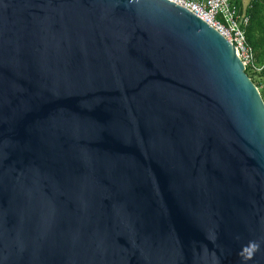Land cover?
Instances as JSON below:
<instances>
[{
  "label": "water",
  "instance_id": "95a60500",
  "mask_svg": "<svg viewBox=\"0 0 264 264\" xmlns=\"http://www.w3.org/2000/svg\"><path fill=\"white\" fill-rule=\"evenodd\" d=\"M0 264H264V99L170 0H0Z\"/></svg>",
  "mask_w": 264,
  "mask_h": 264
},
{
  "label": "built area",
  "instance_id": "2783aa9c",
  "mask_svg": "<svg viewBox=\"0 0 264 264\" xmlns=\"http://www.w3.org/2000/svg\"><path fill=\"white\" fill-rule=\"evenodd\" d=\"M175 2L218 30L226 39L235 45L238 56L246 69L262 71L264 64L255 58V52L246 35L249 16L241 12L232 0H170Z\"/></svg>",
  "mask_w": 264,
  "mask_h": 264
},
{
  "label": "trees",
  "instance_id": "16d2710c",
  "mask_svg": "<svg viewBox=\"0 0 264 264\" xmlns=\"http://www.w3.org/2000/svg\"><path fill=\"white\" fill-rule=\"evenodd\" d=\"M246 14L249 16L245 28L247 39L254 49L257 61L264 64V0H252ZM246 72L259 87L264 99V69L256 71L247 67Z\"/></svg>",
  "mask_w": 264,
  "mask_h": 264
},
{
  "label": "crops",
  "instance_id": "0c3cea01",
  "mask_svg": "<svg viewBox=\"0 0 264 264\" xmlns=\"http://www.w3.org/2000/svg\"><path fill=\"white\" fill-rule=\"evenodd\" d=\"M232 1L238 5L241 12L246 13V9L248 8L252 0H232Z\"/></svg>",
  "mask_w": 264,
  "mask_h": 264
}]
</instances>
